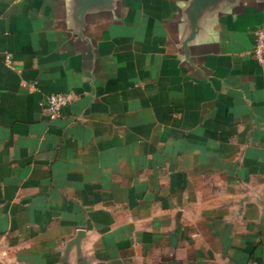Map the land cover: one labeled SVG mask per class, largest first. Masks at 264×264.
Here are the masks:
<instances>
[{"label":"crops","instance_id":"obj_1","mask_svg":"<svg viewBox=\"0 0 264 264\" xmlns=\"http://www.w3.org/2000/svg\"><path fill=\"white\" fill-rule=\"evenodd\" d=\"M195 2L0 0V264H264V0Z\"/></svg>","mask_w":264,"mask_h":264},{"label":"built area","instance_id":"obj_2","mask_svg":"<svg viewBox=\"0 0 264 264\" xmlns=\"http://www.w3.org/2000/svg\"><path fill=\"white\" fill-rule=\"evenodd\" d=\"M253 34L254 45L249 55L264 65V27L253 30ZM6 58L9 60V55H6ZM73 99L74 95L71 91L51 92L46 94L40 104L47 108L49 116L53 119L59 117L61 109L71 104Z\"/></svg>","mask_w":264,"mask_h":264},{"label":"water","instance_id":"obj_3","mask_svg":"<svg viewBox=\"0 0 264 264\" xmlns=\"http://www.w3.org/2000/svg\"><path fill=\"white\" fill-rule=\"evenodd\" d=\"M208 0H196V2L194 3V16L196 17L199 13V9H200V6L203 4V3H207ZM264 27V23L262 24H259V25H256L253 27L252 30H255L257 28H262ZM194 29H195V25H194ZM259 63V62H258ZM259 65H262L259 63Z\"/></svg>","mask_w":264,"mask_h":264}]
</instances>
